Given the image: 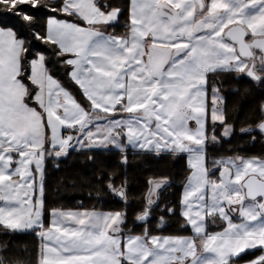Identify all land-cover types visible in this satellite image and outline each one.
Returning a JSON list of instances; mask_svg holds the SVG:
<instances>
[{"label": "snow or ice", "instance_id": "1", "mask_svg": "<svg viewBox=\"0 0 264 264\" xmlns=\"http://www.w3.org/2000/svg\"><path fill=\"white\" fill-rule=\"evenodd\" d=\"M198 4L201 26L193 29L183 13ZM224 4L231 13L226 20L219 15L226 9L213 0H123V6L115 0H0V92L16 85L24 90L18 104H0V229L4 236L30 233L37 239L35 264H224L219 255L215 261H200L195 239L165 235L163 215L154 236H129L122 249L125 240L115 233L117 224L127 223V208L112 216L95 206L81 204L73 210L48 203L50 171L74 154L86 153L85 175L102 182L105 177L93 171L98 157L126 172L128 147L159 158L164 154L159 148L168 145L170 151L177 150L174 156L192 153L186 160L191 177L195 153L185 141L195 143L199 137L182 126L198 127L201 112L205 148L209 124L216 143L221 138L231 143L236 135L251 136L253 143L257 136L264 138V7L246 15L264 0ZM118 27L123 32H117ZM219 72L223 79L216 76ZM210 76L215 77L211 83ZM241 83L247 85L243 93L237 86ZM193 89L203 90L204 107L186 118L176 101H187ZM229 104L237 113L251 109L247 126L237 129L229 120ZM9 146L12 150L5 151ZM29 148L33 151H25ZM244 159L223 157L220 164L236 168ZM24 160L27 168L21 171ZM153 179L148 184L158 199L163 184L153 185ZM223 180L220 175L216 183ZM229 182H239L231 169ZM106 187L114 198L122 195L111 184ZM195 195L193 190L189 201ZM248 199L254 201L249 218H264V193ZM181 207L188 222L181 229L191 228L193 236L208 231L199 227L200 221L191 222L183 211L187 205ZM165 208L160 206L162 214ZM174 211L168 209L167 214ZM225 222L230 225L231 218ZM236 227L247 230L245 223ZM261 232L264 225L255 230ZM228 239H233L230 231L210 233L201 246L216 251V242ZM255 251L260 256H251ZM224 260L264 264V242L228 252ZM0 264H33L32 251L6 240L0 245Z\"/></svg>", "mask_w": 264, "mask_h": 264}, {"label": "trees", "instance_id": "2", "mask_svg": "<svg viewBox=\"0 0 264 264\" xmlns=\"http://www.w3.org/2000/svg\"><path fill=\"white\" fill-rule=\"evenodd\" d=\"M13 4L19 0H12ZM49 3L52 0H48ZM123 6V0H115ZM3 13L0 12V17ZM117 32H123L122 27L116 28ZM216 76L223 79L222 72L216 73ZM215 77L210 76V83ZM231 83L234 82H230ZM240 91L243 93L247 87L246 84H238ZM236 99H240L237 97ZM243 102V101H241ZM227 116L230 121L235 122L237 129L247 126L250 117L252 116L251 109H245L239 113L233 111V106L229 104L227 108ZM220 129L216 128V133L219 134ZM213 136L211 124L207 130V167L213 168V175L217 176L218 163L220 158L229 157L236 159L237 156L245 159H256L264 161V138L257 136L255 143L252 142L251 136L236 135L231 138V143L221 141L219 143L211 140ZM103 155H109L104 153ZM87 154H81L69 157L63 160L58 170L52 169L48 176V203L50 206L63 205L66 209L76 210L83 205L85 208L95 206L99 211H120L127 208L128 217L127 223L122 225L121 234H144L155 235L157 225L161 223L158 218L164 216V221L167 227L164 228V234L172 235H193L192 230H184L180 228L182 223L187 221L182 219L181 206L182 195L185 184L190 178L189 169L186 164L187 156L185 154L173 155L172 153H164L159 158L155 155H146L143 151H134L127 149V171L117 165L107 164L102 157L97 158L96 167L93 171L96 174H101L105 177L104 181L97 182L94 177L86 176L88 171L86 164ZM117 159L120 154L116 153ZM183 157V158H181ZM220 166V165H219ZM221 170V169H220ZM111 178V179H110ZM149 178H154L152 183L164 182V186L158 192L156 203L148 209V198L150 188L148 184ZM169 178V179H161ZM111 184L113 190L120 195L119 198H114L112 192L108 190L106 185ZM126 185V188H125ZM91 194V195H89ZM127 201V202H124ZM165 205V212L162 214L160 206ZM174 208L172 215L167 214L168 209ZM150 211L151 218L143 224H137L144 211ZM217 218L218 217H213ZM208 233L214 232L211 227V218L208 220ZM224 222L221 228H224ZM3 230L0 229V245L6 240H14L21 248L27 247L32 251L33 264H35L36 250L38 249L39 241L34 239L30 233H20L12 237L4 236ZM259 251L251 253V256H258ZM233 263H237L233 260Z\"/></svg>", "mask_w": 264, "mask_h": 264}, {"label": "crops", "instance_id": "3", "mask_svg": "<svg viewBox=\"0 0 264 264\" xmlns=\"http://www.w3.org/2000/svg\"><path fill=\"white\" fill-rule=\"evenodd\" d=\"M213 2L215 4H219L221 6H223L226 10L222 11L219 13L220 17L222 19H227L230 16V10H227V6L226 4H224V0H213ZM229 2H231V0H229ZM236 5L233 4V7H235ZM260 7H264V5H257L256 7L252 8H248L246 15L251 17L256 15L259 12V8ZM217 9H213V11H216ZM183 15L188 17V20L186 21L188 24H191L193 29H198L201 25H199L197 22L199 21V19L201 18V16L203 15V13L200 10V6L199 4L196 7H191L189 6L188 10L185 11L183 13ZM236 25H230L229 28H235ZM229 29H226V31H228ZM200 35H204L207 36L209 35V33H199ZM147 43V42H145ZM129 71H132V69H129ZM23 88L22 86L16 85L14 87L11 88H4L2 92H0V104L2 105H7L9 102L11 103H15L18 104L20 97L23 95ZM204 93L202 89H193L192 90V96L187 100H183V99H178L176 101V104L185 112H187V117L186 118H190L193 115V112L199 108L202 109L204 107ZM200 115V124L197 127V125L193 124L191 125V128L184 127L185 132L188 131H192L194 133H198V140L195 143L189 142V141H185L187 146L190 147L193 152L195 153V157L193 159L194 165H195V172L191 175V177L188 180V187L184 188V192L182 195V205H187L186 209H183V211H187L189 216L192 217V223H195L197 220L200 221L199 227L200 228H204L205 226L207 227L208 230V220L209 218L212 217H218L217 218H213L214 221L216 223H214L217 227L215 228L214 232L211 233H215V234H221L224 232L229 231L230 229V225L226 226V218H228V216L226 214H223L222 212H219V209H217V205L215 206L214 202L213 205L210 202V192L211 187L210 184H208L207 182V177H206V170H207V166H206V161H205V155H206V148L203 146V144L201 143V141H203L205 139V130H204V120H203V113H199ZM38 120V117H37ZM127 149H131L134 150L132 147H128ZM12 148L11 146L6 147L5 151H11ZM153 150H156V147L153 146ZM159 150L161 152H176L177 150L175 148H172L171 151L169 150V146L168 145H162ZM25 151L27 152H32L33 149L29 148V149H25ZM134 151H142L139 150L138 148L135 149ZM179 154H184L183 152H180ZM187 157L192 156V153H188L186 155ZM0 157H2V153H0ZM21 159H24V157L22 156ZM27 168V160H24V164L21 166L20 170L24 171V169ZM18 179V178H17ZM7 183V182H5ZM215 188H218L217 186ZM195 191L196 195L192 197L191 201H189V196L191 195L192 191ZM213 192H215L213 190ZM246 193V192H245ZM253 200H249L246 196V200H245V205L244 207H253L251 203H253ZM0 206H3V202L0 201ZM237 208H242L240 207V205H237ZM238 211V210H237ZM102 214L105 215H112L115 216L117 211H100ZM121 213V212H120ZM181 213H182V207H181ZM122 215V213H121ZM230 217V216H229ZM232 221L238 222V220L240 221V218L238 216H235L232 214V216L230 217ZM224 222L225 227L221 228L222 223ZM188 223V222H187ZM232 224V223H231ZM234 225V224H232ZM74 227V226H72ZM119 230L115 233L120 239L125 240V244L121 245V248H125V245L128 244V238L129 236H135L137 234H126V235H122L121 234V228L122 225L117 224L116 226ZM191 229V228H190ZM193 234V233H192ZM210 233L205 232L203 235H199V236H193V235H182L185 238H192L196 240V248L199 252V256H200V261H208V260H212L215 261L217 258V255H219V257L221 258L222 261H224V264H228L227 261L224 260V258L227 256L228 252H232V251H239L241 248L245 247L247 244L249 243H261L264 242V238H252V239H248L244 236H239V239H235V237L237 235H231L233 237V239H228V240H218L216 242L215 248L216 251H205L202 246H201V241H203L205 239L206 236H208ZM143 235V234H140ZM154 236V235H153ZM187 242V239H186ZM129 247H131V245H128ZM260 256V254L258 255ZM197 264H199V261L197 262ZM231 264H237V263H233V261H231ZM254 264H259L258 261L254 262Z\"/></svg>", "mask_w": 264, "mask_h": 264}, {"label": "rangeland", "instance_id": "4", "mask_svg": "<svg viewBox=\"0 0 264 264\" xmlns=\"http://www.w3.org/2000/svg\"><path fill=\"white\" fill-rule=\"evenodd\" d=\"M211 140H213V136L211 137ZM207 150V148H206ZM162 153H173V152H162ZM179 154V153H178ZM188 159V157H187ZM236 160V159H232ZM258 163H264V161H257L256 159H244V161L237 162V167L236 168H231V165L225 166L223 164L218 163L220 165V173L217 176L213 175V172L215 169L213 168H208L207 167V182L210 184L211 187V192H210V202L213 205V202L215 206L217 205V209H219V212H222L223 214H226L228 217L235 215L240 218V221L235 222L231 220L230 224V233L231 235H237L239 236H244L248 239L252 238H264V232H261L259 235L255 234V230H257L260 226L264 225V218L257 219L255 217L249 218L247 215V210L250 207H244L245 205V200H246V193L244 189V182L245 180L250 177V176H257L261 180L264 181V167H257L256 165ZM225 164H227V160H225ZM206 166H207V160H206ZM233 174L234 177L237 176L239 177V182H229V172ZM222 175L224 177L223 183H216V181L219 179V176ZM156 184H163L164 182H155L153 185ZM224 184H227V189L225 190ZM218 188H215V187ZM213 190L215 192H213ZM236 193H239L237 195ZM224 200V203H221V200ZM152 201H157V194H154L152 191H150V195L148 198V209L151 210V207L155 204L152 203ZM240 205L242 208H237V205ZM252 206L254 207V202L251 203ZM238 210V211H237ZM258 211V209H256ZM150 212V211H149ZM146 211H144L143 214H145ZM211 227L215 231V228L217 227L214 223H216L211 216ZM209 218V219H210ZM240 223H245L247 225V230L245 232H241L236 225Z\"/></svg>", "mask_w": 264, "mask_h": 264}, {"label": "water", "instance_id": "5", "mask_svg": "<svg viewBox=\"0 0 264 264\" xmlns=\"http://www.w3.org/2000/svg\"><path fill=\"white\" fill-rule=\"evenodd\" d=\"M243 186H244L247 198L249 196L256 197L259 193H264V181L258 178L257 176L248 177L245 180ZM149 213H150L149 210H147L146 213L143 214L139 218L140 220L144 221L140 224H143L147 222L148 220H150L151 215L149 216Z\"/></svg>", "mask_w": 264, "mask_h": 264}]
</instances>
